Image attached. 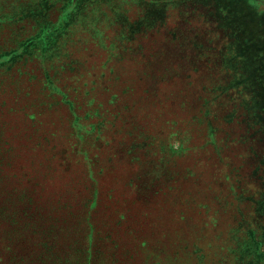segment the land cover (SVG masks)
Segmentation results:
<instances>
[{
  "label": "rangeland",
  "instance_id": "rangeland-1",
  "mask_svg": "<svg viewBox=\"0 0 264 264\" xmlns=\"http://www.w3.org/2000/svg\"><path fill=\"white\" fill-rule=\"evenodd\" d=\"M128 2L129 21L147 12L148 0ZM236 3L241 12L214 6L212 18L205 11L216 0H174L173 13L156 4L165 28L112 54L104 9L96 36L79 30L64 54L0 69V139L15 174L6 190L22 181L40 207L72 200L83 177L74 153H83L99 195L93 264H264V0ZM58 12L50 9L52 21ZM78 13L31 47L50 50ZM224 26L233 30L213 34ZM17 28L0 31V47ZM23 205L0 234L2 260L37 250Z\"/></svg>",
  "mask_w": 264,
  "mask_h": 264
},
{
  "label": "trees",
  "instance_id": "trees-1",
  "mask_svg": "<svg viewBox=\"0 0 264 264\" xmlns=\"http://www.w3.org/2000/svg\"><path fill=\"white\" fill-rule=\"evenodd\" d=\"M126 1L129 0H0V31L18 26L17 30L12 31V35L8 37L10 44L0 47V69H11L17 62L27 61L30 58L42 60L45 57H53L58 54L59 47L73 38V35L79 30L88 29L89 34L91 31L90 36H96L102 23L99 15L104 9L110 10L109 22L114 31L108 45H104L109 54H112L111 52L116 51L119 47H122L121 51L123 52L132 51V44L139 42V39L141 40L151 33L160 32L165 28V23H162L164 19L158 20L155 16L158 11L156 4L159 6L158 9L163 8L165 4V12L177 11L175 6L171 4L174 0H160V3L155 0H148L147 12L144 14L143 10L142 15L129 21L124 10L120 8V5L123 6ZM236 1L239 0H216L217 5L211 4V6L207 4L204 6L203 4V9L209 7L205 11L207 13L205 18L213 17L210 10L214 9V6L216 10L219 8V10H224L223 13L233 15L242 9L236 6L238 4ZM47 4L50 6L43 10L41 15H30L33 11ZM51 8L59 11L54 21L49 16ZM75 8H79V13L75 15L65 31L59 34L50 50L46 51L43 48L44 41L36 47H31L33 42L43 37V34H52L53 31L57 30L61 21L65 20L66 16ZM191 11L194 14L197 12L195 9H191ZM168 17L170 16L168 15ZM50 20L51 23H47ZM43 26V30H40ZM219 29L213 28V34L225 35L227 31L233 30L229 26ZM174 39L177 40V38ZM24 47L25 49H23ZM58 52L63 53L61 50ZM13 56H15L14 59H12ZM67 57L68 55L62 57L63 68L66 66L64 59L66 60ZM8 63L11 65L8 66ZM67 66L69 65L67 64ZM195 71L193 70L192 73ZM44 78H47L46 74H44ZM5 144L6 142L0 139V234L9 236L12 231L8 226L17 224L21 215H24L25 204L22 206V202L26 201V203L31 204L30 207L27 206V211L34 215V220L27 221L24 226L28 230H35L34 233H37L35 237L37 250L35 252L25 251L24 253L27 254L24 256L14 252L16 257L8 256L7 259H0V264H6L10 260L13 261V264H27L30 261H37L38 264L40 262L42 264H54L57 258L60 264H93L92 259L95 256L91 255L90 247L97 230L91 222L90 211L96 207L99 195L93 188L92 177L84 154L78 153L80 151L74 153L78 157L77 161L83 165V177L74 183L72 200L59 195L54 199L52 198L53 201H49L47 206L45 204L40 207L35 203L33 197L28 195L26 186L21 184L22 181L10 191L6 190L8 189L6 188L8 179L15 174L8 172L12 162L9 160L11 155L9 156V151H7L9 147H5ZM25 180L27 181V179ZM85 180L90 184L84 183ZM19 202L21 205L17 207ZM14 206L15 208L11 209ZM55 250H57V254H55Z\"/></svg>",
  "mask_w": 264,
  "mask_h": 264
}]
</instances>
